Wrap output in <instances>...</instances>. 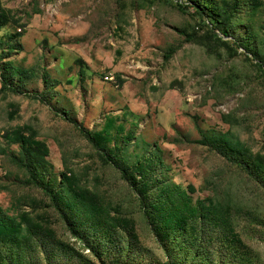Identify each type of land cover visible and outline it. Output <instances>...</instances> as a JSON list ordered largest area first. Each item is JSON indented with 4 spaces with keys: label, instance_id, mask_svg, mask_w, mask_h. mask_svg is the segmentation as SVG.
Segmentation results:
<instances>
[{
    "label": "rangeland",
    "instance_id": "obj_1",
    "mask_svg": "<svg viewBox=\"0 0 264 264\" xmlns=\"http://www.w3.org/2000/svg\"><path fill=\"white\" fill-rule=\"evenodd\" d=\"M181 3L191 5L0 0L8 18L0 70L20 91L0 93V208L21 225L0 236L2 261L47 264L32 232L37 222L55 231L58 264H264V67L211 31L210 17H225L232 0H203V18ZM242 4L232 35L219 36L251 44L262 57L264 0ZM82 127L95 131L133 183L135 173L150 175L153 196L178 186L188 211L203 218L162 209L153 227L124 171ZM18 133L47 148L44 173L63 203L81 212L78 232L28 185L14 159L22 157Z\"/></svg>",
    "mask_w": 264,
    "mask_h": 264
},
{
    "label": "trees",
    "instance_id": "obj_2",
    "mask_svg": "<svg viewBox=\"0 0 264 264\" xmlns=\"http://www.w3.org/2000/svg\"><path fill=\"white\" fill-rule=\"evenodd\" d=\"M190 4H184L181 3L179 6L184 11L187 12L189 9L193 6L195 7L194 13L199 15L201 18H203L206 14L209 15L207 12V7L202 5L203 0H190ZM242 0H232V4L230 5V10L226 14L225 17L221 16L219 13L213 14L212 17L209 19V23L212 24L211 31L212 33L220 39L222 42L231 45V44H239V46L245 48L247 52L253 54L255 58H258V63L262 68L264 67V55L261 57L257 55L254 50L253 46L251 44H244L239 43L236 40L229 41L224 40L221 36H219V32L222 33L224 36H231V24L236 18V14L240 11L242 8ZM206 22L202 20L200 22V25L205 24ZM8 24V18L4 15L0 16V28L3 26H6ZM218 31V32H217ZM21 35H17V37H20ZM174 51L169 53L168 57H171L173 55ZM0 78L2 82V86L0 89V93H7L12 92L15 94H19L20 91L18 89H15L11 87L8 83V78L5 74L1 73L0 70ZM82 132L87 136V138L95 144L98 151L101 153V155L107 159L113 162V164L121 168V170L124 171V176L132 183L133 187L137 190V192L140 195L141 203L144 206L145 215L148 219V222L155 227V225L160 222L164 214L160 215L162 213V209H168L173 213H179V210H183L184 212L187 211V217H188V198L187 194L182 191L180 187H176L175 191H169L162 193L159 196L154 195L149 188V181L151 176L147 175L146 173H140L142 174L141 177L138 176V173H135L136 178L133 183L131 179V174L129 171H125L121 165L118 163V161L114 158H112L107 151H104L101 146L97 142L98 135L95 133V131L88 130L86 128L82 127ZM19 140L17 141L21 146V152L22 157H14L16 160V165L20 166L21 169L25 170L26 174L29 175L27 183L29 186H34L36 188H39L44 191L45 194H47L50 197V200L53 203V208L55 212L59 215V217L73 230V232H78L81 229V212L77 207H72L71 205H68L67 203H63L60 197L61 194L59 191H57L55 188L52 187L51 181H48L46 178V175L44 173L45 169L47 168L48 161H47V148L45 149L43 146V143L40 142H30L28 137L25 136L24 133H18ZM241 166H243L246 171L252 175L258 177L255 170L251 167L249 163L246 162H240ZM193 209V208H192ZM190 215L193 216L194 212H189ZM181 216L180 220L182 218H185V214H179ZM33 215L31 212H26L23 216V219L25 221H30V217ZM51 216V215H50ZM200 218L203 217H197L193 216V219L198 221ZM159 220V221H158ZM188 220V219H187ZM185 221V220H184ZM44 223V222H43ZM20 224L18 223L17 219L13 218L12 216H9L7 213H5L0 208V236H13L19 232ZM78 228V231H77ZM202 234V229L200 230ZM33 235L37 236L39 242L41 243V253L44 255V261L47 264H58L54 263L57 257L60 256V248L59 246H56V244H53L51 241V237L53 236V233H55L54 230L51 229L50 231H47L46 228H44L40 223H37L33 225L32 227ZM196 240L199 242V247L203 248V246L200 243L199 235H197ZM136 241V240H135ZM137 242H130L129 243V249L134 250L136 248L135 244ZM3 245H0V264H14L11 261H2V248ZM8 247L4 250H7ZM7 254V253H6ZM122 262L118 263L121 264ZM165 264H172V263H165Z\"/></svg>",
    "mask_w": 264,
    "mask_h": 264
},
{
    "label": "built area",
    "instance_id": "obj_3",
    "mask_svg": "<svg viewBox=\"0 0 264 264\" xmlns=\"http://www.w3.org/2000/svg\"><path fill=\"white\" fill-rule=\"evenodd\" d=\"M106 80H108V81H112V80H114V78H113V77H110V76H107V77H106Z\"/></svg>",
    "mask_w": 264,
    "mask_h": 264
}]
</instances>
